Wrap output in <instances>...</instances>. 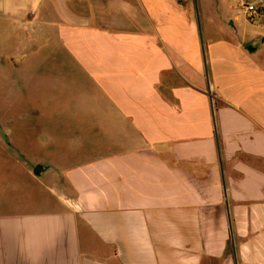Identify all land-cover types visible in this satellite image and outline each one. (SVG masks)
Masks as SVG:
<instances>
[{
  "label": "crops",
  "instance_id": "0c3cea01",
  "mask_svg": "<svg viewBox=\"0 0 264 264\" xmlns=\"http://www.w3.org/2000/svg\"><path fill=\"white\" fill-rule=\"evenodd\" d=\"M244 1L0 0L11 67L46 49L99 95L52 112L51 159L0 144V264H264V10Z\"/></svg>",
  "mask_w": 264,
  "mask_h": 264
},
{
  "label": "rangeland",
  "instance_id": "374dc122",
  "mask_svg": "<svg viewBox=\"0 0 264 264\" xmlns=\"http://www.w3.org/2000/svg\"><path fill=\"white\" fill-rule=\"evenodd\" d=\"M193 1L196 10L199 5ZM236 2L227 0L229 6L236 7ZM210 9L215 14L213 5H210ZM250 17L252 18L251 14ZM219 24L218 20L215 21L214 28ZM2 25L0 20V144L15 146L18 143L32 156L51 159L54 156L51 150L42 149L37 144L42 139L52 143L59 142L62 137L65 138L63 130H66L64 117L60 113L53 116L52 112L65 110L64 107L71 103L72 96L99 95L93 85L84 82L85 77L78 71L58 67L61 62L55 61L46 49L34 57L28 54L25 62L21 61L20 68L11 67L7 58L18 42L13 33L15 30ZM17 55L14 57L17 58ZM33 60L43 62L42 66L33 69ZM43 129L46 132H41ZM5 160V154L0 149V181L15 180L13 173L17 174L16 165L13 161L6 163ZM6 199L17 207L14 203L21 197L9 194Z\"/></svg>",
  "mask_w": 264,
  "mask_h": 264
},
{
  "label": "built area",
  "instance_id": "2783aa9c",
  "mask_svg": "<svg viewBox=\"0 0 264 264\" xmlns=\"http://www.w3.org/2000/svg\"><path fill=\"white\" fill-rule=\"evenodd\" d=\"M243 8L248 14H251L252 16L261 14L264 10L260 0L244 1Z\"/></svg>",
  "mask_w": 264,
  "mask_h": 264
},
{
  "label": "water",
  "instance_id": "95a60500",
  "mask_svg": "<svg viewBox=\"0 0 264 264\" xmlns=\"http://www.w3.org/2000/svg\"><path fill=\"white\" fill-rule=\"evenodd\" d=\"M246 1H249V0H246Z\"/></svg>",
  "mask_w": 264,
  "mask_h": 264
}]
</instances>
